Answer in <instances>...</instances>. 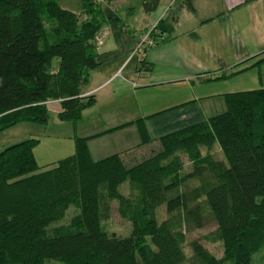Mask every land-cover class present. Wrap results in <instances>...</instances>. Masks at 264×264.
Segmentation results:
<instances>
[{
	"label": "trees",
	"instance_id": "trees-1",
	"mask_svg": "<svg viewBox=\"0 0 264 264\" xmlns=\"http://www.w3.org/2000/svg\"><path fill=\"white\" fill-rule=\"evenodd\" d=\"M102 1L108 0H81L73 13L56 0H0V131L21 122L45 125L48 100L58 101L61 121L78 120L95 102L81 89L99 62L95 37L105 22ZM174 1V7L194 10L189 0ZM157 3L141 0L144 12ZM174 21L158 20L149 34L164 38ZM262 62L264 52L253 65ZM222 99L221 112L154 141L143 118L134 120L139 146L123 154L92 159L90 136L73 137V153L44 166L33 156L36 138L2 148L0 264H181L184 233L208 219L223 255L216 258L193 240L200 264H250L264 246V87ZM213 144L221 160L198 154V146ZM179 151L194 163L183 174ZM206 171L211 180L184 183ZM126 181L137 191L134 197L118 191ZM111 200L131 224L127 236L101 228ZM160 204L167 217L158 223L154 208ZM70 206L75 214L59 224Z\"/></svg>",
	"mask_w": 264,
	"mask_h": 264
},
{
	"label": "crops",
	"instance_id": "crops-1",
	"mask_svg": "<svg viewBox=\"0 0 264 264\" xmlns=\"http://www.w3.org/2000/svg\"><path fill=\"white\" fill-rule=\"evenodd\" d=\"M56 1L62 9L80 11L81 0ZM189 1L193 11L172 6L174 0H158L149 12H144L141 0L102 1L105 22L95 37L99 62L81 89L82 95H93L95 102L76 121L59 120L58 101L45 102L48 121L42 129H48L50 116L59 121L57 126L70 129L65 134L68 143L64 136L55 135L59 147L46 154L71 145L73 150L75 136H90L87 144L92 159L123 154L139 146L134 124L138 118H143L154 141L216 114L211 113L217 112L211 104L218 100L224 108L223 94L264 86V62L253 65L264 52V0ZM171 17L175 21L164 38L157 31L149 34L158 20L165 18L167 23ZM144 36L137 54L135 49ZM28 124L32 125L28 138L38 139L33 148L36 161L34 149L41 142L35 129L40 128ZM95 141L101 144L90 147Z\"/></svg>",
	"mask_w": 264,
	"mask_h": 264
},
{
	"label": "rangeland",
	"instance_id": "rangeland-1",
	"mask_svg": "<svg viewBox=\"0 0 264 264\" xmlns=\"http://www.w3.org/2000/svg\"><path fill=\"white\" fill-rule=\"evenodd\" d=\"M173 6V5H172ZM171 6V7H172ZM264 87V86H263ZM243 90V89H242ZM238 91V90H235ZM241 91V90H240ZM197 93H203L202 91H199ZM212 109H216L217 112H211L218 113L222 111L224 108L219 107L218 100H214V103L211 104ZM59 121L56 119H53L52 116L49 117V125L48 129L44 131L42 129L41 125H35L33 126H39L40 129H35L38 133V137L40 139V145L39 149L35 148V157L36 162L38 166H43V163H48L50 161L56 162L58 159L65 157L66 155H70L69 153H73L72 145L70 148H65L63 151H59L56 153H50L46 154V150H55V147H59L55 135H62L65 137V143H68L69 135H65L66 133L70 132V129L68 125L63 126H57ZM29 122H21L14 126H11L7 129H3L0 131V150L4 148L5 146L15 143L17 141H20L22 139L28 138V131L32 130V125L28 124ZM68 124V123H65ZM34 128V127H33ZM57 132V134H54ZM52 133V134H50ZM49 135V136H48ZM90 147H96L101 144L100 141H95L92 143H89ZM105 144V143H102ZM68 146V145H67ZM42 149V154L40 153ZM67 151V152H66ZM198 154L199 155H206L208 154L209 157L213 160H221L220 152L218 151L215 144L210 146H204L200 145L198 146ZM63 153V154H62ZM144 156H148L150 154L149 150L147 151L145 149ZM45 154V155H44ZM45 159H43V158ZM178 158H179V164H180V170L179 174H183L186 171H191L193 169V161L190 159L189 155L185 152H178ZM49 164V163H48ZM52 164V163H50ZM203 177V178H202ZM211 180L210 174L206 171L200 178H188L185 180V184L192 186H198L202 180ZM118 191L124 196V197H134V195L137 193L135 189H133L130 184L126 181L119 185L117 187ZM117 204L118 202L116 200H111L108 202L109 209L107 212V215H102L100 219V225L103 230L106 231L109 235H115V236H127L130 233L131 230V224L128 220L125 218H122L118 211H117ZM75 208L73 206H70L64 217L59 221V224L67 225L70 222L71 217L75 214ZM167 217L165 213V204H160L157 207L154 208V219L156 222H160L163 219ZM57 223V224H58ZM56 224V223H55ZM215 229V226L213 223L208 219L205 226L186 231L184 233V241L182 243V250L184 254V260L181 264H200L198 258L194 255L190 248V242L195 240L198 243L202 245L204 249H206L211 255H213L216 258H221L223 255V250L221 247L220 241H218L211 232ZM144 240H148L147 237L144 238ZM46 264H60L59 262L54 261H48ZM250 264H264V246L259 249L257 252H255L251 257Z\"/></svg>",
	"mask_w": 264,
	"mask_h": 264
},
{
	"label": "built area",
	"instance_id": "built-area-1",
	"mask_svg": "<svg viewBox=\"0 0 264 264\" xmlns=\"http://www.w3.org/2000/svg\"><path fill=\"white\" fill-rule=\"evenodd\" d=\"M144 40H146V36L140 38V40H139V42L137 44V47L135 49V52H137V54L139 52V48H141L143 46ZM132 83L134 84V82H132Z\"/></svg>",
	"mask_w": 264,
	"mask_h": 264
}]
</instances>
